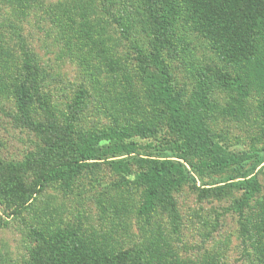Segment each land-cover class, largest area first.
<instances>
[{
    "label": "rangeland",
    "instance_id": "rangeland-1",
    "mask_svg": "<svg viewBox=\"0 0 264 264\" xmlns=\"http://www.w3.org/2000/svg\"><path fill=\"white\" fill-rule=\"evenodd\" d=\"M177 1L181 14L161 49L175 91L188 100L200 81L208 80L213 107L205 120L217 139L233 151L260 147L264 70L225 60L193 29L185 2ZM259 34L264 54V31ZM155 40L142 0H0V161L26 165L22 179L31 187L47 165L40 152L49 134L21 120L16 101L25 49L40 67L37 85L50 107L44 110L35 102L36 121L47 125L53 114L61 127L66 125L83 89L74 121L78 131L141 126L148 133L131 138L140 146L139 157L157 149L170 152L177 135L165 110L152 100L139 66V53H150ZM221 74L243 76L248 96L226 89L218 80ZM145 167L135 161L133 173L122 176L102 162L83 170L70 187L49 182L20 213L16 204L0 198V264L30 262L41 247L31 230L44 226L75 228L113 252H128L132 261L125 264L135 259L141 264H262L258 238L251 236L258 233L252 221L259 208L252 201L245 213L250 222H243L237 210L241 190L224 193L199 179L186 182L173 189L171 201L157 199L147 215L142 212L146 187L134 182ZM257 176L261 190L255 199L264 204V166Z\"/></svg>",
    "mask_w": 264,
    "mask_h": 264
},
{
    "label": "trees",
    "instance_id": "trees-1",
    "mask_svg": "<svg viewBox=\"0 0 264 264\" xmlns=\"http://www.w3.org/2000/svg\"><path fill=\"white\" fill-rule=\"evenodd\" d=\"M183 1L193 29L209 39L225 60L254 66L257 73L264 70V54L260 53L257 42L259 33L264 31V0ZM142 3L156 40L150 53H139V66L152 100L165 110L171 131L177 135L178 140L169 149L171 151L157 149L155 153H145L146 158L139 157L140 146L131 138L148 133L141 126L78 131L74 121L82 106L83 89L76 94V106L67 116L66 125L61 127L53 114L48 116L47 125L36 121L32 114L34 103L38 102L44 110L50 107L37 85L40 67L25 49L24 80L16 86V101L21 111L20 119L31 128L49 134L46 147L40 152L47 165L31 187L22 179L26 165H7L0 161V198L16 204L15 210L20 213L28 206L30 196L49 182L59 181L70 187L83 170L102 162H107L122 176L131 175L132 163L141 161L147 167L135 173L134 182L146 187L142 212L147 215L155 208L157 199L171 201L173 189L186 182L196 184L199 179L204 186H212L224 193L227 189L241 190L237 210L242 213V221L250 222L245 213L252 201L259 208L252 221L259 228L258 233L251 236L258 238L255 248L260 249V262L264 264V204L255 199L261 190L257 171L264 166V143L250 150L233 151L217 139L205 120V113L213 107L208 97V80L200 81L199 90L188 100L180 91H175L161 49L163 44L169 43V36L181 14L179 3L177 0H142ZM242 78L221 74L218 80L226 89L246 97L248 90ZM262 112L264 124V105ZM242 225L246 232L247 225ZM31 236L41 247L26 264H125L130 260L128 252H113L108 244L94 241L91 236L71 227H34ZM132 263L141 264L137 259ZM153 264L166 263L156 261Z\"/></svg>",
    "mask_w": 264,
    "mask_h": 264
}]
</instances>
